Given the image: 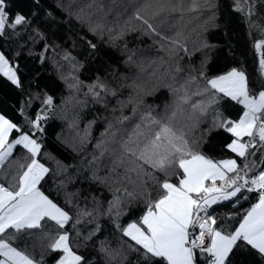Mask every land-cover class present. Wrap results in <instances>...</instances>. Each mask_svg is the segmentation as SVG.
Here are the masks:
<instances>
[{
  "label": "trees",
  "instance_id": "trees-1",
  "mask_svg": "<svg viewBox=\"0 0 264 264\" xmlns=\"http://www.w3.org/2000/svg\"><path fill=\"white\" fill-rule=\"evenodd\" d=\"M249 3L251 15L247 4L244 11H237L236 0H7L10 15L14 17L20 12L27 17V22L16 29L6 28L4 35L0 36V52L19 68L18 75L22 80V87L17 88L0 75V114L24 132L34 134L42 145L37 159L49 172L41 182V190L69 212L72 220L66 229L73 247L79 245L77 250L95 264H106V258L98 250L101 241L107 242L112 249H120L127 239L117 230L113 217L105 214L115 187L119 186L121 193L124 187L139 191L130 183L114 185L109 190L93 180L94 173L102 178L109 175L111 149L117 147L109 142L105 145L109 153L103 157L100 156L103 149L96 147L107 124H114L112 130L117 132V138L130 130L129 124L116 123L122 114L132 115L131 105L121 112L118 104V101H127L132 94L127 85L135 79L150 88L158 82L157 77L163 75L169 82H173L174 76V83L179 86L189 76H196L197 80L190 85V91L195 92L197 87L202 89L205 85V81L199 78L203 64L208 78L236 68L245 73L254 94L264 90V74L260 66L264 47L258 51L254 46L257 41L264 40V0H249ZM176 4H179V10L171 11ZM162 6L164 10L160 11ZM137 12L150 19L163 35L174 37L180 32L191 55L181 50L176 56L169 57L161 48L164 42L158 36L144 34L146 26L134 18ZM153 12H158L154 18ZM44 38L48 44L43 58L38 61L33 55ZM91 44L96 47L93 49ZM66 54L72 59H64ZM177 65L182 69L180 72L175 71ZM77 81L80 82L78 91L69 87ZM97 82L117 93L112 96L100 92L107 106L96 102L89 93V86ZM49 96L53 100L52 110L42 115L48 107L44 100ZM144 100L142 111L151 105L160 112L173 97L167 89H161L155 95L145 96ZM196 100L206 102L208 97L193 96V101ZM216 112H220L223 118L238 120L242 108L235 101L221 100L200 118L201 122L193 129L191 137L200 138L203 134L202 151L213 160L235 159L243 166L245 161L226 147L232 140L231 134L223 129L208 133ZM37 114L47 117L40 121L42 132L36 131L30 123ZM90 121L95 123L90 135L82 142ZM19 134L14 131L10 139ZM255 151L256 155H250L248 161H255L256 171H259L264 168V151ZM28 163L30 154L22 146H16L9 161L0 168V183L6 187L15 184L13 177L20 174V165L26 167ZM119 171L123 172L122 169ZM148 188L155 198L159 191L155 183L150 182ZM256 199V194L243 192L239 200L221 201L212 205L208 212L217 219L218 228L230 232ZM145 207L142 200L126 205V214L120 217L119 223L126 225L139 219ZM86 211L92 216L83 215ZM77 220L80 223H76ZM97 225L100 230L92 240L86 241L84 237ZM45 230L56 231L52 222L45 225ZM33 239L25 237L16 243L24 248L27 240V250L35 251L39 257L42 249L37 243L33 250ZM123 250L128 257L124 264H136L138 256L129 253L126 245ZM258 259L247 254L234 257L236 264H257ZM107 264H120V257L107 261Z\"/></svg>",
  "mask_w": 264,
  "mask_h": 264
},
{
  "label": "snow or ice",
  "instance_id": "snow-or-ice-1",
  "mask_svg": "<svg viewBox=\"0 0 264 264\" xmlns=\"http://www.w3.org/2000/svg\"><path fill=\"white\" fill-rule=\"evenodd\" d=\"M246 4L251 15L249 0H236V10L244 11ZM163 10L162 6L160 11ZM170 10H179V4L173 5ZM152 15L154 18L158 12ZM134 18L146 26L145 35L158 36L164 42L161 48L168 52L169 57L176 56L181 50L191 55L182 42L180 32L169 37L139 12ZM26 22L27 17L20 12L12 17L7 0H0V36L4 35L6 28L16 29ZM90 46L93 49L96 47L94 44ZM254 46L261 50L264 40L257 41ZM64 59L72 58L66 54ZM260 66L264 69V57L260 59ZM181 70L177 65L175 71ZM18 73L19 68L0 53V75L20 88L22 80ZM199 78L205 81V85L202 89L197 87L195 92L190 91V85L197 80L196 76H189L185 83L176 86L174 76L173 82H169L162 75L150 88L134 79L132 84L127 85L132 89L127 101H118L121 112L131 105L132 115L122 114L116 121L120 125L129 124L130 130L117 138V132L112 130L114 124L109 122L101 134L102 139L96 145L98 149H103L101 157L109 153V148L105 146L109 142L117 147L111 149L109 175L102 178L94 173L93 180L109 190L114 185L125 183L139 189L129 191L124 187L121 193V188L116 186L113 199L108 202L105 214L113 217L117 230L127 239L120 249H112L107 242H100L98 250L106 258V264L117 257H120V264H124L128 259L123 250L125 245L129 253L138 256L136 264H236L234 257L237 254L254 255L259 258L257 264H264V168L256 171V162L248 161L250 155H256L255 150L264 149V90L254 94L245 73L236 68L208 78L202 64ZM79 83L77 81L69 87L78 91ZM97 88L100 91H96ZM161 89L168 90L173 97L172 102L165 104L160 112L151 105L142 111L144 97L155 95ZM100 92L117 95L115 90L102 83L90 85L89 93L93 99L105 106L107 103ZM193 96H207L208 100L193 101ZM221 100L242 105L243 114L238 120H231L216 112L207 131L210 134L213 129H223L230 133L233 139L226 147L245 161L243 166L235 159L213 160L202 151L203 134L200 138L191 137L193 129L201 122L200 118L213 105H219ZM44 104L51 107L52 97H46ZM42 119L47 117L37 114L36 119L30 121L38 132L43 131L40 125ZM94 123L90 121L85 128L82 142L90 135ZM14 131L20 134L10 139ZM17 145H22L30 154V163L26 167L20 165V174L13 177L15 184L7 187L0 184V264H49V258L51 264H95L77 250L79 245L73 247L66 229L72 220L69 212L41 190V182L49 172L37 159L42 145L34 134L24 132L0 115V168L9 161ZM150 182H154L159 190L155 198L148 188ZM244 191L256 194V202L244 211L233 231L225 232L218 228L217 219L209 214V208L221 201L239 200ZM136 200L145 203L143 214L139 219L121 225L119 219L126 214V205ZM83 215L92 216V213L86 211ZM48 222L53 223L55 232L45 230ZM99 230L97 225L84 239L92 240ZM25 237H34L33 250L39 243L42 249L39 257L35 251L27 250V240L24 248L17 245L16 242Z\"/></svg>",
  "mask_w": 264,
  "mask_h": 264
},
{
  "label": "rangeland",
  "instance_id": "rangeland-1",
  "mask_svg": "<svg viewBox=\"0 0 264 264\" xmlns=\"http://www.w3.org/2000/svg\"><path fill=\"white\" fill-rule=\"evenodd\" d=\"M47 44H48V40H47V38H44V39L40 42V44H39L37 50L35 51V53H34V55H33L34 58H35L36 60L41 61V59L43 58V55H44V53H45V50H46ZM0 53H1V52H0ZM240 107L242 108V114H243L244 108H243L242 105H240ZM48 108H49V106H48L46 109H48ZM46 109H45V110H46ZM239 118H240V117H239ZM229 134H230V133H229ZM232 139H233V137H232Z\"/></svg>",
  "mask_w": 264,
  "mask_h": 264
},
{
  "label": "built area",
  "instance_id": "built-area-1",
  "mask_svg": "<svg viewBox=\"0 0 264 264\" xmlns=\"http://www.w3.org/2000/svg\"><path fill=\"white\" fill-rule=\"evenodd\" d=\"M51 110H52V106L49 107L48 109L44 110L43 113H42V115H46V114H48ZM263 151H264V149H263ZM244 192H247V191H244ZM197 231H198V230H197Z\"/></svg>",
  "mask_w": 264,
  "mask_h": 264
},
{
  "label": "crops",
  "instance_id": "crops-1",
  "mask_svg": "<svg viewBox=\"0 0 264 264\" xmlns=\"http://www.w3.org/2000/svg\"><path fill=\"white\" fill-rule=\"evenodd\" d=\"M262 73L264 74V69H262ZM0 115H1V114H0ZM18 136H19V135H18ZM18 136H17V137H18ZM14 139H15V138H14ZM17 146H18V145H17ZM19 146H22V145H19ZM22 147H23V146H22ZM0 184H1V183H0ZM255 202H256V200H255L253 203H255ZM250 206H251V205H250ZM250 206H249V207H250ZM238 224H239V223H238ZM238 224H237V226H238Z\"/></svg>",
  "mask_w": 264,
  "mask_h": 264
},
{
  "label": "water",
  "instance_id": "water-1",
  "mask_svg": "<svg viewBox=\"0 0 264 264\" xmlns=\"http://www.w3.org/2000/svg\"><path fill=\"white\" fill-rule=\"evenodd\" d=\"M42 116V115H41ZM43 117V116H42ZM42 120H44V119H42Z\"/></svg>",
  "mask_w": 264,
  "mask_h": 264
}]
</instances>
